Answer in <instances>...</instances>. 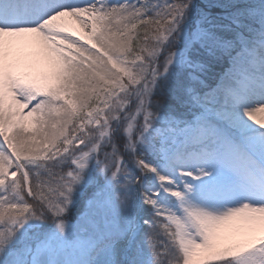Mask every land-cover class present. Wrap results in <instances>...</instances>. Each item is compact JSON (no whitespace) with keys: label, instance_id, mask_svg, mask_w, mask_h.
Masks as SVG:
<instances>
[{"label":"snow or ice","instance_id":"snow-or-ice-1","mask_svg":"<svg viewBox=\"0 0 264 264\" xmlns=\"http://www.w3.org/2000/svg\"><path fill=\"white\" fill-rule=\"evenodd\" d=\"M0 264H264V0H0Z\"/></svg>","mask_w":264,"mask_h":264},{"label":"rangeland","instance_id":"rangeland-1","mask_svg":"<svg viewBox=\"0 0 264 264\" xmlns=\"http://www.w3.org/2000/svg\"><path fill=\"white\" fill-rule=\"evenodd\" d=\"M173 107H175L177 113H182V109L179 107V105L173 101ZM83 210V205L81 206V211ZM73 217H75V219H73ZM80 218V212H73V214L71 216H69V220L72 222V223H76L77 220H79Z\"/></svg>","mask_w":264,"mask_h":264}]
</instances>
